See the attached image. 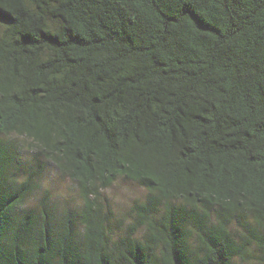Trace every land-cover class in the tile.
Here are the masks:
<instances>
[{"label":"trees","instance_id":"1","mask_svg":"<svg viewBox=\"0 0 264 264\" xmlns=\"http://www.w3.org/2000/svg\"><path fill=\"white\" fill-rule=\"evenodd\" d=\"M0 264H264V0H0Z\"/></svg>","mask_w":264,"mask_h":264},{"label":"rangeland","instance_id":"2","mask_svg":"<svg viewBox=\"0 0 264 264\" xmlns=\"http://www.w3.org/2000/svg\"><path fill=\"white\" fill-rule=\"evenodd\" d=\"M21 142L25 149L24 164L29 167L37 165L35 149H32L30 144L25 141L21 140ZM41 163H44L43 159ZM46 195L50 201L58 205L61 211L81 205L76 185L70 179L63 178L57 169L49 163H46L45 171L40 177L39 188L30 198L28 206H37ZM146 195V190L140 185L120 179L110 190L105 192V201L115 211L116 216L121 217L129 215L134 202L144 200Z\"/></svg>","mask_w":264,"mask_h":264}]
</instances>
